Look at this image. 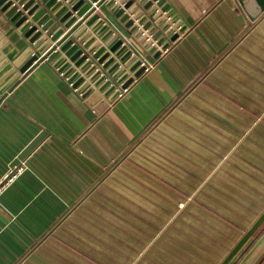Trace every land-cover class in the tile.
<instances>
[{
    "label": "crops",
    "instance_id": "obj_1",
    "mask_svg": "<svg viewBox=\"0 0 264 264\" xmlns=\"http://www.w3.org/2000/svg\"><path fill=\"white\" fill-rule=\"evenodd\" d=\"M165 2L185 29L170 40L157 26L152 38L163 35L169 43L157 57L105 1L95 7L107 29L150 64L112 100L99 92L107 101L101 112L53 66L63 55L59 45L25 73L18 71L35 47L0 8V50L12 54V69L0 80V183L11 168L22 167L0 188V264H126L120 247L94 235L110 233L104 223L108 227L113 202L106 192L111 171L140 150L162 159L161 173L151 174L157 188L143 198L152 202H145L149 216L132 218L165 219L167 251H181L185 259H205L201 252L209 250L222 254L237 242L239 228L246 231L255 220L264 204V17L251 21L237 0ZM165 20L174 26L171 17ZM60 27L54 17L42 34ZM94 41L104 43L99 36ZM254 180L258 192L249 195ZM135 227L151 237L157 223ZM120 244L126 247L124 238ZM133 264L158 262L150 256Z\"/></svg>",
    "mask_w": 264,
    "mask_h": 264
},
{
    "label": "water",
    "instance_id": "obj_2",
    "mask_svg": "<svg viewBox=\"0 0 264 264\" xmlns=\"http://www.w3.org/2000/svg\"><path fill=\"white\" fill-rule=\"evenodd\" d=\"M34 1L0 0L1 10L10 16V20L14 21L15 26L24 32V36L28 37L35 47L34 55L32 54L33 56L19 67L20 73H25L34 59L47 56L59 45L63 55L54 62L53 66L71 83L72 87L81 93L93 110L101 112L107 106V101L102 99L99 92L110 101L118 95V86L127 87L144 71L145 66L141 65V59L137 58L138 54L133 52L128 44L123 43L116 34H113L112 29H107V24L103 23V19L94 8H89L85 0H39L43 3V7H39V2ZM103 1H105V8L109 7L110 11L114 12V16L124 23L128 31L154 57L160 55L161 50L166 49L169 44L168 41H164L163 35L160 38H152L157 26L165 35H170V40H175L185 29L180 20H175L177 16L172 15L170 9L167 10L168 3L165 0H101L100 3ZM237 1L251 21L264 17V0ZM44 7L48 9L45 13ZM50 13L52 16L49 19ZM28 16L30 20H27ZM77 16L81 18L69 28ZM54 17L58 18L62 27L47 37L42 34V31L53 21ZM166 17H171L174 26H170V22L165 20ZM32 21L36 22L32 24ZM44 21L46 23L42 25ZM174 27L177 30H174ZM64 28L68 29L65 33H63ZM91 32H95L94 37L90 35ZM68 36L70 38H67ZM95 36H99V40L104 41L102 46H99L98 41H94ZM51 41L56 42L50 45L45 52V48ZM106 47H108L107 51ZM4 52H6L5 48L0 50V80L12 69V64L9 62L12 54L5 55ZM111 52L112 56H110ZM65 56L73 61L71 66H68V61L62 63ZM74 67H78L79 70H74ZM80 71L83 72L81 76H79ZM84 77L88 78L87 82H82ZM89 82L92 83L90 86H88ZM263 220L264 209L219 264H227ZM263 244L264 234H261L253 249Z\"/></svg>",
    "mask_w": 264,
    "mask_h": 264
},
{
    "label": "rangeland",
    "instance_id": "obj_3",
    "mask_svg": "<svg viewBox=\"0 0 264 264\" xmlns=\"http://www.w3.org/2000/svg\"><path fill=\"white\" fill-rule=\"evenodd\" d=\"M98 5L99 4H97V6ZM89 6H93V2L92 3L90 2ZM144 147L150 149L147 145H145ZM160 161L162 162V159L158 157L156 154L140 150L137 152V155H135L131 160H129V162L124 164V166L122 165L120 168L116 167L111 171L110 183L109 186L106 188V192L110 194L111 201L113 202H111L110 204L108 227L104 223V227L106 226V230H110V233L104 231L103 233L94 236L97 239H99V241L109 245L111 248L120 247V249H122L126 254L125 257L127 260L126 264H133L134 260L139 258H141L142 261L149 262L150 256H153L157 260L158 264H219V262L225 257V255L230 251V249L233 246H231V248L229 247L222 254L219 250L216 251L209 250L206 252H201L204 253L205 256H207L205 259L202 258L201 254L200 255L196 254L194 256H190L189 259L187 258L185 259L184 257H182L181 251H177L176 249H174L173 252L170 249L168 251L166 250L167 224L165 225L166 223L165 219L155 220V219H147V218L145 219L132 218V216H134L138 212H142L143 216L144 214L147 216H149L150 214L151 205L149 203L152 202L145 201L143 200V198L147 196L149 199L150 197H153V194L155 193V190L157 188V186L155 185L156 180L152 178L151 174L157 175L161 173L158 169H156ZM135 165L146 166L147 168L145 169L148 171L134 172L131 169L134 168ZM140 183L144 184V186L146 187L144 188L139 187L138 184ZM251 184H252V188H251L252 191L251 190L249 191V195H252V192H258L254 187L255 180L251 181ZM145 202H149V203H145ZM262 205L264 206V204H261V206ZM263 206L259 210V212H257L256 217L264 209ZM153 210L154 209H152V211ZM103 213L105 214V212ZM122 215H125L126 217L125 220L126 225L124 224L126 231L120 225L122 219H125L122 217ZM149 221L153 223H157V230H156L157 232L154 231L151 237L145 234L142 235V233L139 232L135 227V224H140V223L143 225L146 224L148 225ZM249 222L250 221H248V223ZM118 223L120 226L119 229H118ZM153 227H155V225H153ZM263 227H264V220L257 227L258 230L257 229L254 230V232L248 239L254 237V239L252 240V242L254 243V241L256 240V235ZM122 230L125 231L124 235L121 233ZM238 231L239 233L242 232L241 233L242 235L245 231V226L243 228H239ZM156 237L158 238L156 239ZM123 238L126 241V247H123L120 244V240H122ZM139 240H141L142 246L141 243L138 242ZM246 241L239 248V250L234 253L233 257H231L228 260L227 264H254L255 262L254 257H258L259 253H255L253 254V256H250V258L247 259L246 258L247 254L249 255L250 253H248L249 251L248 252L244 251V249L247 248V245H249L251 241L248 244L246 243ZM224 242L226 243V241ZM134 244H137L139 249L134 250L133 249ZM156 244L157 246L155 247ZM150 245L155 247L154 249H152V251H149ZM225 246L226 244L222 243V247L224 248ZM252 248L253 247H251V249ZM259 249H264V244L260 246ZM109 253L111 257L117 258V254H116L117 251H113L112 249H110Z\"/></svg>",
    "mask_w": 264,
    "mask_h": 264
},
{
    "label": "built area",
    "instance_id": "obj_4",
    "mask_svg": "<svg viewBox=\"0 0 264 264\" xmlns=\"http://www.w3.org/2000/svg\"><path fill=\"white\" fill-rule=\"evenodd\" d=\"M97 6L96 2H93V8H95ZM166 50V49H164ZM141 65H144L145 66V69L146 70L148 68V66H150V64L144 62V60L141 59ZM119 89V93L118 95H120L122 92H124L127 87L125 88H118ZM22 167L21 166H14L13 168H11L9 170V172H7V174L3 177V180L1 181L0 183V188L4 185V184H7L8 182H10L20 171H21Z\"/></svg>",
    "mask_w": 264,
    "mask_h": 264
},
{
    "label": "flooded vegetation",
    "instance_id": "obj_5",
    "mask_svg": "<svg viewBox=\"0 0 264 264\" xmlns=\"http://www.w3.org/2000/svg\"><path fill=\"white\" fill-rule=\"evenodd\" d=\"M261 234H264V227L256 235V240L254 241V243L251 246L247 247V249L244 250L247 252L249 251L248 253H250L249 255L247 254V257H246L247 259L250 258V256H253V254L259 253L258 257H254V260H255L254 264H264V249H259L258 246L255 249H253V248L251 249V247L255 246L256 242L258 241V237Z\"/></svg>",
    "mask_w": 264,
    "mask_h": 264
}]
</instances>
